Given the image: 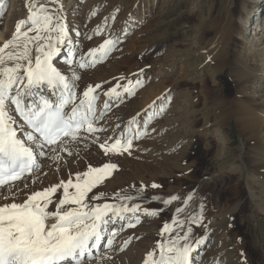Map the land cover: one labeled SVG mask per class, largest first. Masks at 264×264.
<instances>
[{
	"label": "rangeland",
	"instance_id": "rangeland-1",
	"mask_svg": "<svg viewBox=\"0 0 264 264\" xmlns=\"http://www.w3.org/2000/svg\"><path fill=\"white\" fill-rule=\"evenodd\" d=\"M256 1L258 3L254 2V4L259 5V11L256 12V8L250 4L247 6L244 13V16H247V31L245 29L246 32L242 34V37L234 35L231 46L234 51L231 50L228 54H235V52L238 56L242 54L240 59L253 69L245 88L256 99L263 98L264 101V55L259 53L264 49V31L256 30V33L261 31L259 35L255 37L252 35L257 24L264 25V0ZM33 2L37 7L40 4L46 5L50 11L62 5V12L59 15L63 16L69 36L73 41L72 63H67L68 52L65 50L66 47L62 46V50L53 57V64L67 76L72 77L73 73L79 76V80L75 81L78 96L89 85H101V88L96 90L97 117L101 111L100 108L105 106L104 99L108 97L105 98L104 93L109 88L117 84H128L129 81L135 84L137 79L141 81V85L136 86L131 95L123 93V89L120 88L118 89L121 92L120 98L113 97L107 103L109 109L105 110L106 114L97 119V126L104 131L97 132L95 136L81 133L80 141L82 145L84 144V156L88 157L93 153L90 150L91 147L100 151L99 153H104L100 144L109 137L106 135L110 132L112 124L120 126L121 123L128 122L129 124V121L135 117L136 123L143 128L142 136L139 139L133 138L129 152L116 154V156L108 155L109 157H105L104 160L99 159L93 164L95 167H100L104 163H115L117 169L112 170L111 175L88 194L92 197L103 193L99 200L90 202L128 204L129 206L137 203L144 209H162L157 216L163 217L165 223L172 225L169 220L171 215L184 222L183 228L172 225L173 235L176 233L183 235V232L191 227L192 234L196 237L193 224L187 223L190 216H195L194 211L184 203L189 193L199 189L201 182H209L216 176H222L223 179L226 176L225 171L228 165L235 162L237 157L242 158L245 163L249 162L247 163L249 168L245 174L253 175L250 163L252 148L243 147L245 142L241 141L235 122L230 121L220 129L214 125L215 119L221 121L215 107L226 99H223L225 90L223 85H229L231 81L228 66L219 65L226 56L223 53V57H220V52L215 51L223 40L224 30L223 23L215 16L220 6L227 12L235 9L236 2L233 0H56L53 3V0H0V34L3 32L4 36L11 39L17 22L22 19L26 20L29 15L27 5ZM93 12L95 15L92 14ZM97 29H99V34H97ZM34 35L35 32L29 33V36ZM105 39L117 41L113 50L95 66L81 69L79 67L81 56L89 49L98 47ZM178 79L187 81L181 85L180 89L174 87ZM199 80L203 84H200ZM202 93H208L209 96L205 104L200 98ZM152 94L155 99L149 102ZM178 94L185 95L186 99L198 101L194 104L198 115L193 122L200 121L196 128L199 134H195L194 137L190 136L189 144L180 142L175 149H172V146L168 149L171 151H167L165 149L172 145L170 141L177 140L178 135L182 134L177 133L176 129L178 124H182L181 120L179 123L180 116L185 117L184 108L181 107L184 102L180 101ZM215 94H217L216 97ZM214 98H217V101ZM173 102L177 103L178 105L175 104V106L180 107L182 111L181 109L172 110L170 106ZM261 107L264 112V102ZM161 108H163L162 111ZM203 112L208 121L206 119L202 121L203 119L199 116ZM203 124L206 125L204 128ZM187 126L184 127L183 133L190 129L189 125ZM262 132L264 144V128ZM201 133L209 134L211 138L204 139L200 136ZM108 135L113 137L112 134ZM116 135L120 137L119 132ZM133 135V132L129 133V136ZM164 136L168 137L162 143L163 145L158 142H155V146L152 145L157 138L160 140ZM97 137L99 139L93 143ZM74 144L75 142L70 143L67 147L70 149ZM240 147L246 148V151L240 152ZM57 152L67 157V160L74 158L73 152L71 155L59 149ZM94 155L97 157L96 154ZM45 156L44 158L41 156V163L49 161V167L55 168L52 166L54 165L52 159L49 160ZM169 158L178 159L176 164L179 168L187 167L188 170L181 171L178 168L177 171L164 172L162 166L167 167L166 160ZM76 162H79L78 158ZM41 168L35 172L29 185L30 178L19 184L22 190L25 183L28 185L25 189L26 194L30 190L34 191L32 187L36 185L40 188L39 190L47 185L44 180L47 179L48 172H43ZM188 171L191 172L192 180H185L184 176ZM238 180L237 176L226 180L227 185L223 187L218 197L220 204L226 206L229 211L235 209L230 213L227 221L229 230L227 233L226 231L208 233V227H206L208 238L211 239L193 253L195 264H241L245 258H248L249 264H264V215L254 209L246 194L245 185L238 184ZM151 181L156 182L155 184L159 187L144 188V185ZM62 194V190L56 193L53 197L54 201ZM201 194L205 197L210 195L203 191ZM123 195L131 196L133 199L122 200L120 197ZM172 196H176L175 201L182 204L178 206L184 209L182 213L177 214V208L170 210L168 205L163 204V199H170ZM140 218L142 220L138 223H133L134 227L122 224L121 232H118L114 238L113 247L109 251H102L92 263L111 264L113 261L122 264L124 256L129 252L128 249L135 245L141 246L146 253L155 249L156 242L162 238L152 237L149 231L150 226L146 223L148 220H145L146 217L143 218V216ZM135 232L143 235L140 234L135 240L131 239L117 251L116 240L124 234L133 236ZM198 236L199 233L196 238ZM105 254L108 258H105Z\"/></svg>",
	"mask_w": 264,
	"mask_h": 264
},
{
	"label": "snow or ice",
	"instance_id": "snow-or-ice-1",
	"mask_svg": "<svg viewBox=\"0 0 264 264\" xmlns=\"http://www.w3.org/2000/svg\"><path fill=\"white\" fill-rule=\"evenodd\" d=\"M27 7V19L18 21L12 38L0 46V201H12L0 203V264H85L86 260L94 258L93 252L99 250L102 239H106L105 249L112 246L117 232L108 229L110 223L124 220L128 214H132L138 223L136 213L143 211L146 215L156 216L162 209H142L137 203L131 206L91 203L99 200L103 193L92 197L88 194L117 169L115 163L89 166L87 171L76 173L75 180L70 176L67 181L61 180L26 194L23 200L18 199L23 190L16 182L39 170L37 154L45 156L47 152L44 150L48 149L54 153L49 158L58 160L57 149L71 155L67 145L78 143L82 132L95 136L97 132L104 131L97 126L96 115V90L101 85H89L78 96L75 81L79 76L73 73L69 78L53 64V57L62 50V46L68 47V56H72L73 41L63 16L59 15L62 5L51 11L44 4L37 7L34 2ZM92 14L95 15L94 12ZM33 32L35 35L29 36ZM34 42L35 56L30 48ZM116 43V40L105 39L98 47L89 49L81 56L79 67L95 66ZM67 63L71 64V59ZM139 85V79L135 84L132 81L125 85L117 84L104 95L119 99L121 92L118 89L122 88L123 93L131 95ZM43 86L51 90L52 96H34ZM105 107H108L107 102ZM12 112L23 121V125H18ZM135 123V117L129 121L130 125ZM21 132L24 133L23 138L18 134ZM133 138L139 139L140 133L109 137L100 144V148L106 155L129 152ZM27 187L25 183L23 188ZM152 187L159 185L153 184ZM59 189H63V194L54 201ZM120 198L125 201L133 199L128 195ZM176 199L172 196L163 200V204L168 205ZM188 200L184 203L187 204ZM183 211V208L176 209L177 214ZM187 223L201 226L202 216H190ZM172 225L183 228L184 222L173 216ZM172 225L164 224L160 232L162 239L156 242L155 249L146 253L143 264H195L193 253L202 243V238H195L191 227L183 235H173ZM134 226L128 223V227ZM165 233H168L167 238H164ZM105 258H108L106 254Z\"/></svg>",
	"mask_w": 264,
	"mask_h": 264
},
{
	"label": "bare ground",
	"instance_id": "bare-ground-1",
	"mask_svg": "<svg viewBox=\"0 0 264 264\" xmlns=\"http://www.w3.org/2000/svg\"><path fill=\"white\" fill-rule=\"evenodd\" d=\"M233 1L236 2L235 9L229 10L226 12V10L220 6V9L216 12V16H215V18H217L218 20H220L223 23V27H224L223 35H222L223 40L217 48L215 46V48H216L215 51L217 50L220 52V54H219L220 57L221 56L223 57V55H222L223 53L226 56L221 60L219 65L223 66L226 64L228 66V68L230 70L231 81H230L229 85H226V84L223 85L222 84L223 86H225V90L223 91V99L224 98H226V99L222 100L221 103L217 102L218 104L216 105L215 110H216L218 116L220 117L221 121H219V119L218 120L215 119L214 125L216 127H219V129H220V128L224 127L225 125L229 124L230 121L235 122L236 128H237V130L240 134V137H241V141L245 142L243 147L247 146V147L252 148L251 159H250L251 162L250 163H251V168L253 169V171H252L253 175H250V174L246 175L245 174V172L247 171V168H249L248 164H247V163H249V162H247L248 160L246 159L247 163H245V161L242 158L239 159V157H237L236 161H239V162L235 161V162L231 163V165H228L229 167L226 169L227 170V171H225L226 173L224 172L226 176L223 177V179L221 178L222 176L221 177L216 176L215 178L210 179L211 180V181H209L210 183L208 181L203 182V183L201 182L199 185V189H197L196 191H194L192 193H189L188 196H190L191 199L190 200L187 199L188 200L187 207L189 209H192V211H194L195 216H197L198 214L200 216H202L201 226H197L196 224H193V226H192L193 231L196 233V237H197V233H199L198 238H202V243L199 245L198 248H201L203 245L207 244L209 239H211V238H208V233H212L214 231H216V232L217 231H220V232L226 231V233H227V231L229 230L227 228L228 227L227 221H228L230 213H232L233 210L235 211V209H232V211H229L226 206H222L220 204L218 197H219L220 191H222V189H224L223 187H225V185H227L226 180H228L232 176L233 177L237 176V178L239 179L238 184L243 183L245 185L246 194H248V196L250 198V202L252 203L254 209L257 210L260 214L264 215V144L262 142V134H263L262 130L264 128V112H263L262 107H261L264 101H263V98L260 100L256 99L253 95L248 93V91L245 88V84L249 81V79H250L249 76L251 75L253 69H251L247 65L246 62H243L240 59V56L242 54L240 53L241 54L240 56H238V54L236 55V52H235V54H230V55L228 54V53H231V50L234 51V48L231 47L233 45L234 35L242 37V34L247 31V29H246V25H247L246 18H247V16H244V13L248 8L247 6L250 4L251 6L255 7L256 12H258L259 11V7H258L259 5L256 4V3H258V1H256V0H233ZM254 2H256V3L254 4ZM262 3H263V1L261 2V4ZM256 20H257V18H256ZM263 22H264V18H263ZM245 29H246V31H245ZM256 30L264 31V25H261V23L256 25V28L254 29V32L252 33V35H254V37L256 35L258 36L259 33L261 32V31H259V33H256ZM8 39L9 38L7 36H4L3 32H2L0 34V46H3L2 44ZM35 46H36L35 42L32 45H30V48H32L33 56L36 55L35 50H34ZM71 48L73 49L74 47L71 45ZM65 50H67V52H68V47H66ZM219 52H217V53H219ZM259 53L263 56L264 55V49L259 51ZM66 59L67 60L71 59V57L69 58L68 53H67ZM187 66H186V68H187ZM187 72L189 73V71H187ZM69 78H71V77L69 76ZM188 80H190V79H188ZM184 82L187 83V81H183V80L181 81L178 79V82L177 81L175 82L174 87L176 89H180L181 85ZM200 84H203L202 81H200ZM167 88H169V87L167 86ZM167 88H165V90H167ZM42 89H43V93L41 91L37 90L34 93V96H36V95L52 96L51 90L47 86H43ZM203 92H205V91H203ZM154 93H156V92H154ZM167 95H171V94L167 93ZM185 95L188 96V94H186V93H185ZM185 95H183V96H181L180 94L177 95V97L180 99V101L184 102V103L182 102L183 104L181 105V107H182V109L184 108L183 110L185 112L183 114L185 115V117L180 116L179 123L181 120L182 124H180V125L178 124V126L176 127L177 133H182V134L178 135V137L176 138L177 140L170 141L172 145L169 146L167 149H165L167 151H171L168 149H170V147H172V146H173L172 149H175V147L180 142H183V143L187 142V144H189L188 139L190 138V136L194 137L195 134H199V132L197 133L196 128L199 125L200 121L197 123L193 122L196 120V118H195L196 115H198V111L195 109V105H194V104L198 103V101H195L196 99L195 100L194 99L190 100L189 98L186 99ZM216 95L217 94H215V97H216ZM199 96H200V94H199ZM201 96L202 97H200V98H201L202 102L205 104L206 103L205 101L209 97L208 93L207 94L202 93ZM151 97H152V99L149 102H151L155 99L154 98L155 96L153 94L151 95ZM105 98H106V96H105ZM112 98L113 97H108L107 99H104L105 103L110 102V100ZM147 99H145V100H147ZM221 99H222V97H221ZM104 100H101V101L104 102ZM215 100L217 101V98ZM143 102H145V101H143ZM175 104H177V103L173 102V104H171L170 108L172 107V110L173 109H176V110L179 109L180 110L181 108L177 107L178 104L176 106H175ZM183 105H184V107H183ZM182 109L180 111H182ZM97 110H99V108ZM12 115L14 116L15 119L17 118L14 112H12ZM204 115H205V112H203L202 115H199L203 119L202 121H204L206 119L205 118L206 115L205 116ZM17 123H18V125H22V123L18 120H17ZM187 125H189L190 129L187 132L185 131V133H183V130L186 127H188ZM205 126L203 124V128ZM207 126H208V122H207ZM110 128H111V130H110V132H108V134H112L113 137H119L116 135L117 132H119L120 137L124 134L129 135V133L131 134L132 132H133V134L136 132H139L140 137H141L142 136L141 135L142 130H143V128L140 126V124L135 123L133 125H130V124H128V122L127 123H121V126L116 125L114 123V124H112V126ZM108 134L106 136L112 137ZM100 136H103V135L100 134ZM200 136L204 139H210L211 138V136L209 134H202L201 133ZM167 137L168 136H164V138H162L160 140L157 138L156 141H154L152 145L155 146L156 145L155 142H158L161 145H163L162 143H164L167 140ZM21 138H23V135L21 136ZM190 140H191V138H190ZM111 142L112 141H110V143ZM81 143H82V141H79L78 143H75L70 148V151L74 153V158H72L70 160H67V157H64L59 152L60 158L58 160L52 159L53 164H54L52 166L55 167L53 169L49 167V164H48L49 161H45L44 164H43V162L41 163V156H39L37 154L38 163H39L40 167L43 168L42 171L48 172L47 173L48 174L47 179L44 180V183L47 184V185H44L45 187H48V186L53 185V184H57L61 180L67 181L70 176L73 178V180H75V174L76 173H78V172L82 173L84 171H87L89 166L95 167L93 164H95L99 159L104 160V158L107 157L108 155L109 156H116L115 153H109L107 155L105 153H99L100 151H97L93 147H91L90 150L93 153L90 151L92 154H90L88 157H85L84 156L85 152H84V147H83L84 144L82 145ZM225 143H227V140H225ZM243 147H240V149H239L240 152L242 150L246 151V148L244 149ZM223 148H226V147L223 146ZM46 152H47V155H46L47 159L50 160L49 157L54 155V153L50 152L49 150H47ZM94 154H96L97 157H95ZM149 154H151V153H149ZM249 154H250V151H249ZM77 158L79 159L78 163L76 162ZM111 158H113V157H111ZM114 159H116V158H114ZM109 160H110V158H109ZM177 161H179V160L176 158H169L168 160H166L167 167L165 165L162 166L163 171L168 172V173L170 171L171 172H173L175 170L177 171L179 168V166L176 164ZM185 169L188 170L187 167L184 169L179 168V170H181V171H185ZM34 175H35V173H33L30 177L27 178V179L30 178L28 185L30 184L31 179L34 178ZM184 177H185V180H192L191 172L188 171ZM25 180L18 181L16 183L21 184V183H24ZM155 183L156 182H154V181H151L150 183L147 182L146 185H144V188H151L152 185ZM234 186H235V184H234ZM32 189L34 191H39L40 188L36 185V186L32 187ZM60 190L63 191V189H59L57 191V193ZM202 191L204 193H206L207 195H209V193H210V195L208 197H205L204 195L201 194ZM31 192L32 191L30 190V192H28V194H30ZM23 198L24 199L26 198L25 189H23L22 193L18 197V199H20V200H23ZM163 200H165V199H163ZM3 202H12V201H11V199H9L8 201H0V203H3ZM178 202L179 201L174 200L170 204H168L169 209L175 210L176 208H178V206L182 205V204H179ZM50 207H52L54 209V205H51ZM142 209H144V208H142ZM171 212H174V211H171ZM135 215L139 217V221L142 220V218H140V217H142V216H143V218L146 217L145 220H148L146 223H148V225L150 226L149 231L152 234L151 235L152 237L156 236L158 238H162L160 235V232H161V229L163 228V226L165 224V220L163 219V217L159 218L157 215L156 216L146 215V214H144L143 211L138 212ZM172 218H173V215H171L169 218L170 223L172 222ZM145 220H144V222H145ZM130 222L136 223L132 214H128L124 220L117 219V220H115L114 223H110L108 225V229L109 230L115 229L116 232L118 233V232H121L122 224L128 225V223H130ZM206 223H207V227H208L207 230L208 231L203 226ZM134 234L135 235H133V236L132 235L128 236V234H124L121 238H118L115 242L117 245V251H118L119 247H121L122 245L125 244V241L129 242V241H131V239L135 240V239H137V236H140V234H142V233L135 232ZM167 237H168V233H165L164 238H167ZM128 250H129V252L124 256V259L122 260V264H143V261H144L145 256H146V250H143L141 248V246H139V245L131 246ZM85 264H93V263L91 261L86 260ZM111 264H117V262L112 261ZM241 264H249L248 258H245V260Z\"/></svg>",
	"mask_w": 264,
	"mask_h": 264
}]
</instances>
